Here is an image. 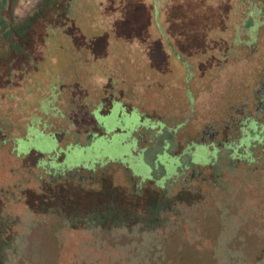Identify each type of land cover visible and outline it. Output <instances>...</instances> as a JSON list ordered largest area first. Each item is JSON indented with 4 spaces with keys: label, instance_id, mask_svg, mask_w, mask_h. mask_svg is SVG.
<instances>
[{
    "label": "rangeland",
    "instance_id": "obj_1",
    "mask_svg": "<svg viewBox=\"0 0 264 264\" xmlns=\"http://www.w3.org/2000/svg\"><path fill=\"white\" fill-rule=\"evenodd\" d=\"M245 7L238 0H0V264H264V171L252 169L254 146L241 159L219 150L210 160L221 165L219 177L205 169L209 178L194 181L197 189L186 186L188 168L170 172L162 187L147 179L133 191L116 165L98 171V181L70 174L82 159L107 167L104 157L118 151L102 143L65 161L66 173L54 178L43 166L63 155L43 152L49 138L20 141L18 152H26L18 155L5 140L31 126L54 132L61 147L87 141L98 94L123 88L124 72L139 75L145 65L142 42L186 34L214 55L233 33L230 24L249 29L251 19L240 20Z\"/></svg>",
    "mask_w": 264,
    "mask_h": 264
},
{
    "label": "flooded vegetation",
    "instance_id": "obj_2",
    "mask_svg": "<svg viewBox=\"0 0 264 264\" xmlns=\"http://www.w3.org/2000/svg\"><path fill=\"white\" fill-rule=\"evenodd\" d=\"M238 1L246 6L239 14L240 20L251 19L249 29L245 30L244 23L230 24L233 33L214 55L205 40H193L186 34L185 41L166 36L155 45L142 42L145 65L139 68V75L124 72L123 88L115 84L113 90L98 94L92 104L95 128L88 131L87 141L75 140L61 147L54 132L29 126L23 136H9L6 132L5 140L11 142L9 154H24V150L18 152L20 141L30 142L42 133L51 142L43 152L48 157L52 151L63 155L60 163L49 161L47 167L43 166L55 178L66 173L65 161L76 160L80 153L96 150L102 143L118 151L104 157L109 166L102 169V159L97 157L92 164L82 159L70 174L80 172L79 179L98 181V171L104 174L118 167L132 182L133 191H142L147 179L154 181V187H162L170 172L178 174L188 168L191 171L185 181L191 183L186 186L196 188L194 181H207L211 169V174L220 170L221 165L211 166L210 160L221 149H231L232 158L241 159L254 146L252 169L263 172L264 0ZM259 16L263 19L259 20ZM155 27V32L163 35L160 25ZM1 97L0 88V102ZM8 100H12L11 95ZM141 127L145 129L138 134ZM185 155L186 160L182 159ZM205 169L209 172L205 173ZM219 175L217 172L214 176Z\"/></svg>",
    "mask_w": 264,
    "mask_h": 264
}]
</instances>
